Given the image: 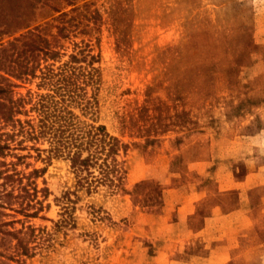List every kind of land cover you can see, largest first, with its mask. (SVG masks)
<instances>
[{
	"label": "rangeland",
	"instance_id": "1",
	"mask_svg": "<svg viewBox=\"0 0 264 264\" xmlns=\"http://www.w3.org/2000/svg\"><path fill=\"white\" fill-rule=\"evenodd\" d=\"M63 1L25 6L50 51L34 76L11 78L9 96L24 100L17 118L34 119L38 95L51 94L43 72L64 71L73 115L125 146L123 179L87 191L45 141L23 142L42 150H15L18 170H39L42 209L3 210L29 253L13 240L0 264H209L211 235L189 236L185 196L194 228L243 208L239 226L252 228L227 241L233 258L220 264H264V0Z\"/></svg>",
	"mask_w": 264,
	"mask_h": 264
},
{
	"label": "trees",
	"instance_id": "2",
	"mask_svg": "<svg viewBox=\"0 0 264 264\" xmlns=\"http://www.w3.org/2000/svg\"><path fill=\"white\" fill-rule=\"evenodd\" d=\"M31 1L35 0H0V247H7L15 240L16 255L28 254L29 247L20 236L22 230L7 228L13 222L2 219L3 210L35 217L42 209L40 201L33 202L38 191L31 181L32 175L39 170L34 169L29 174L18 170L16 164L25 156L15 152L19 148L42 150L35 146L23 147V142L45 141L49 145L48 152L69 161L77 184L87 191L102 185L117 188L124 174V161H119L118 157L120 151L125 152V146L105 126L81 122L73 115L69 109L72 99L66 100L71 91L64 71L43 72V84L49 85L51 94L38 95L31 107L35 112L34 119L22 121L17 118L24 100L9 96L15 86L11 78L25 81L34 76L31 65L40 53L47 55L50 51L48 45H40V30L30 29L26 21L23 11ZM60 1L63 0H53L51 10L58 11L59 7L55 5ZM18 2L20 11L16 13L13 3ZM3 36L12 38L4 43L1 42ZM7 156L16 161L6 163ZM47 191V188L41 190L43 197L47 196ZM36 203L40 207L29 213Z\"/></svg>",
	"mask_w": 264,
	"mask_h": 264
},
{
	"label": "crops",
	"instance_id": "3",
	"mask_svg": "<svg viewBox=\"0 0 264 264\" xmlns=\"http://www.w3.org/2000/svg\"><path fill=\"white\" fill-rule=\"evenodd\" d=\"M195 194H198L195 191ZM199 194H201L199 192ZM189 196H193L192 194ZM189 197L183 198V217H185V230H189V236L209 234L211 235V242L208 243V247L211 249L209 253V264H220L231 260L233 258L234 246L232 244H226L234 234L241 232L243 228L249 230L252 228L250 225L239 226V219L242 214L245 213L243 208H238L226 214L209 215L203 217L201 226L199 228L191 227L190 220L194 217L195 211L193 205L189 202ZM193 215V217H191ZM184 241V239H183ZM190 243V241H186ZM231 242V241H230ZM186 244V243H185ZM184 244V245H185ZM224 244V245H223ZM223 245V246H222Z\"/></svg>",
	"mask_w": 264,
	"mask_h": 264
}]
</instances>
